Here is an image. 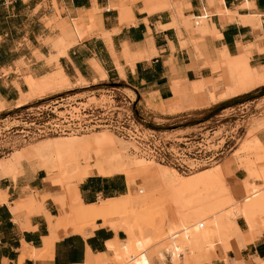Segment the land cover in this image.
<instances>
[{"label":"crops","instance_id":"1","mask_svg":"<svg viewBox=\"0 0 264 264\" xmlns=\"http://www.w3.org/2000/svg\"><path fill=\"white\" fill-rule=\"evenodd\" d=\"M167 1L169 8L147 12L140 0H0V100L4 106L17 103L27 87L22 77H40L58 65L69 82H85L76 87L81 90L118 84L128 92L138 116L154 119L211 106L233 109L250 92L198 106L192 86L203 82L205 94L213 93L214 85L222 86L221 71H214L221 54L243 57L247 68L264 70V0ZM80 16L94 18L91 30L81 31L82 38L54 63L57 49L51 42L62 36L58 25L68 23L73 33L72 20ZM125 50L133 60L122 56ZM260 140L264 144V137ZM21 168L14 180L0 174V195L5 196L0 201V264H89L91 257L110 258L108 246L126 239L122 230H113L99 219L82 234L51 231V218L59 213L50 198L42 202L50 224L43 212L13 208L15 201L28 199L31 193L54 195L56 189L44 181L42 170L32 171L24 164ZM198 176L215 183L218 174L205 170ZM243 177L232 171L227 178L236 197L243 194ZM78 191L88 205L124 195L129 186L121 174L91 173L78 184ZM166 219H171L170 213ZM256 225L251 231L245 218L236 216L226 248L215 241L210 250L179 255L177 264H264V227ZM50 235L52 246L42 251V240ZM151 261L175 264L165 250Z\"/></svg>","mask_w":264,"mask_h":264},{"label":"rangeland","instance_id":"2","mask_svg":"<svg viewBox=\"0 0 264 264\" xmlns=\"http://www.w3.org/2000/svg\"><path fill=\"white\" fill-rule=\"evenodd\" d=\"M61 22L62 24L58 25V29L62 33V36L56 42H51L54 44L55 49H57V54L54 56H58L62 47L69 48L76 41V39L72 40L65 37V28L67 27L70 31V26L64 21ZM83 26V28L78 30L79 32L90 31L93 22H86ZM49 42L47 41L46 44ZM47 62L50 64V61ZM56 70L40 77H22V81L25 82L26 86L28 85V80H32L34 83L37 82L36 84L40 81V84L46 85L47 87L42 92L30 98L27 105L15 108L17 103L14 102L11 105L4 106V109L0 111V165L7 164L10 167H16V169H13V176L10 177L12 180L16 178L17 174L21 173L22 168H17L18 164H21V167L22 164L28 165L32 171L40 169L38 158L40 157L41 145L48 142H64L76 144L73 148L75 150H85V144L91 145L92 147L88 148V152L94 155L92 158L93 161L101 156L105 157L107 154L120 153L128 166L132 162H136L140 168H144L146 165L151 167L160 165L167 171H176L180 175L181 182H186L192 178H199L198 174L205 170H209V172H220V181L213 184H209L208 182L203 184L204 192L210 193L215 188L224 185L226 191L232 194L237 201L246 198L248 183L252 182L257 185L258 189L264 187V178L259 177V173L264 171V144L260 140L261 137H264V87L243 96V99L237 101L239 102L236 104L237 106H231L234 107L233 109L222 110L217 109V106H211L207 109L188 110L173 115H163L154 119L147 116H137L142 121L144 127L159 131L162 137L173 141V144L180 149V159L183 161H189L193 157L206 155L208 153L207 150L222 145L224 146L225 142L229 144L227 135H229L230 123L234 122L232 124L238 127V139L235 140L234 145L230 149L224 150L216 161L200 163L199 167L190 171H184L170 164L147 162L144 160V157L132 154L128 150L129 143L118 138L105 127L87 132L47 135L36 134L34 131L36 125L41 122V119L36 116V108L44 109L47 106L48 109V107H55L54 112L62 116L68 110L87 108L90 104L91 106H99L105 100V92H103L105 89L111 86L120 88L118 84H111L110 82L105 83L104 86L98 85L86 90L76 88L85 84V82L81 81L69 82L68 80L65 83H50L48 77L50 78ZM3 73L5 72L3 71ZM47 75L49 76L47 77ZM42 77H46L45 80ZM24 90L28 91V86ZM123 93L128 96L127 91H123ZM95 139H97V143ZM29 153L32 154L34 159L27 158ZM229 158L232 159L230 164L227 162ZM84 164L85 162L81 160L80 166L83 167ZM66 165L59 170H53L51 177H49L50 179H54L53 186L56 189H54L53 194L58 197L63 196L69 186L77 185L78 189V174L76 175ZM42 171L43 175L45 177L47 175L48 177L47 172ZM232 171H237V173L241 172L244 175L243 180H241L243 188L241 197H236L232 193V188L227 182V178ZM121 175H123L126 184L129 179H138V176H136L134 170L131 168L129 174L124 172ZM255 181H260V184H256ZM162 187L152 182L149 185H142L139 182L129 187V191L134 193L133 202L125 211L117 212L112 218L117 219V221H122L125 225L132 228L130 250L128 252L116 253L114 256L112 253V257L109 259H106L104 256L102 260L93 258L91 259L92 261H96L98 264H139L141 252L148 248L154 250L151 257L154 255L158 258V253L161 250H165L160 246L164 242V236L169 225L175 223L177 219H186L188 214L190 215L191 213L190 207H192L195 201L192 199L196 198V196H192L189 199L187 207H190L188 209H186L185 198L194 193L201 192L199 188L188 187L180 190L175 186L171 190L167 185ZM162 189L163 191H161ZM129 191L124 195H130ZM30 195L33 194H29L28 197ZM103 201H97L98 203L95 205L101 206L103 205ZM25 211L27 213L39 212L35 209H27ZM41 211H44L42 203ZM57 212L59 213L58 207ZM167 213L171 214V219L169 220L166 219ZM257 214L253 213V218L255 219L254 224L256 225L258 223L263 228V218ZM51 220L52 224L50 229L51 231L56 230L55 227L53 228L55 217L51 218ZM92 225L89 224L88 226L90 227ZM85 229L83 228L73 232L82 234ZM61 230L68 233L63 228ZM230 235L232 236V227L230 229ZM50 238L53 239V236L50 235ZM127 241L128 237L126 235V239L119 244L126 243ZM133 257L135 258L132 259Z\"/></svg>","mask_w":264,"mask_h":264},{"label":"bare ground","instance_id":"3","mask_svg":"<svg viewBox=\"0 0 264 264\" xmlns=\"http://www.w3.org/2000/svg\"><path fill=\"white\" fill-rule=\"evenodd\" d=\"M141 1L144 4V11L147 12H154L162 8H169V2L167 0ZM85 20L88 23H92L94 18L88 16L84 19L80 16V18L72 20L73 33L69 30H65V37L72 40L81 39L82 34L78 30L84 27L83 25L86 23ZM197 25L198 24L196 23V26ZM66 49L67 48L62 47V49L58 53V56L64 55ZM58 56H53L52 60L54 61V63L56 62ZM122 56L124 58H127L128 60L134 59V57L128 55L126 50L122 53ZM246 65V60L243 57L234 59L228 57V55L226 54H221L220 58L217 60L214 66V71L222 72L221 78L223 79L222 83H220L222 86L214 85V92L209 94H207L206 92V95L204 92L205 87L203 82L194 83L192 87L196 95L195 98L197 101V105L206 106L210 102H216L218 100L225 99L228 96L239 94L241 95L244 93L246 94L260 86H264V70L249 69L246 67ZM94 68L97 69L96 71H98L102 77L105 76V73H103V71L98 66ZM118 71L120 75L123 76L122 69L120 67H118ZM48 76L49 75H47V77ZM45 78L43 79L45 80ZM48 79L50 80V83L53 84L65 83L68 81L67 76H65L58 65L57 70L52 74V76H50V78L48 77ZM36 83H34L32 80H28V91L21 93V98L17 102L16 108H20L21 106H25L26 104H28L30 98L42 92L43 89L47 87L46 85L40 84V81L38 82V84ZM3 107L4 103L0 100V111L4 109ZM95 141L97 143V139H95ZM75 146L76 144L74 143L64 142H48L40 146V157L38 158V163L40 170H44L48 174V177L46 175V177L44 178V181L47 182L48 186L54 188V179L49 178L51 177L53 170H59L61 167H64L67 164L66 166L69 167L71 171L75 172L76 175L78 174L77 182L79 184L87 175L91 173L97 174L102 177H107L113 174H122L124 172L129 174V170L131 168L134 170L136 176H138V179H129L127 181V185L129 187L132 184H136L139 182L142 185H149L152 182L163 187L167 185L171 190H173V187L175 186H177V188L180 190L188 187L201 189V192L194 193L185 198L186 209H188L190 207H187L189 199L192 196H196V198L192 199L195 201L192 207H190V215L188 214V217L186 219H177L175 223L169 225L164 236V242L160 246L167 251L170 257L175 261V264L178 263L179 255H183L185 257V255L189 256L194 252L210 250L213 248V244L215 243V241L219 242L224 248H226L228 239L231 237L230 229L236 216L241 215V217L245 218L251 231L256 228V225L254 224L255 219L253 218V213H258L259 215H261L264 222V187L258 189L257 185L253 184L252 182L247 184L246 198L237 201L232 196V194L226 191L224 185L215 188V190L210 193H205L203 184L207 182L209 184H212V181H203L200 178H193L187 180L186 182H181L180 175L176 173V171H167L160 165H156L155 167L146 165L144 168H140L136 162H132L130 166H128L124 162L120 153L107 154L105 157L101 156L100 158H97L95 161H93L92 158L94 155L88 152V148L92 147L91 145L85 144V150L87 151H85L84 149L75 150L73 149ZM27 158L32 159V154L29 153ZM230 158L227 159V162L229 164L232 162V159ZM81 160L85 162L83 167L80 166ZM144 160H146L147 162H156L151 159L144 158ZM14 168L16 169V167H10L7 164L0 165V173L3 177H11L13 176L12 174ZM17 168H21V164H18ZM219 173H217L218 177L214 180V182L220 181L221 176ZM259 177L264 178V171L259 173ZM66 190V193H64V195L61 197L49 194L47 193L48 191L41 194L35 193L33 195H30L28 199H22L17 202L15 201L13 203V208L20 211L35 209L39 212L44 213V211H41V203L44 199L50 198L59 210L58 216L55 217L53 228H63L68 233H70L73 231L81 230L83 228H87L89 224H94V221L96 219H99L101 220L103 225L108 226L113 230L120 229L128 237V241L126 243L119 244V242H114L108 246L110 252L113 253V256L116 253L128 252L130 250V237L132 235V228L125 225V223H123L122 221L113 219L112 216L119 211H125L128 206H130V204L134 200V193H131L129 191L130 195H121L115 198L107 199L103 201V205L96 206L95 204L87 205L82 202L79 197L77 185L69 186ZM161 191H163V189ZM4 197L1 196L0 201H2ZM44 216L47 218V222L49 223L50 217L48 213H44ZM52 242V238H44L42 240V251H46L51 248ZM31 250L32 253H35V249ZM153 251L154 250H151L150 248L144 249L140 254L139 264H152L151 255ZM188 256L186 258H188ZM23 258L24 255L21 254L19 263ZM105 258L109 259L108 256H105ZM134 258L135 257H133L132 259ZM212 258L214 257L212 256ZM88 261H90L89 264H98V262L96 261Z\"/></svg>","mask_w":264,"mask_h":264},{"label":"built area","instance_id":"4","mask_svg":"<svg viewBox=\"0 0 264 264\" xmlns=\"http://www.w3.org/2000/svg\"><path fill=\"white\" fill-rule=\"evenodd\" d=\"M103 92H105V100L99 106L90 104L87 108L68 110L62 116L54 112L55 107L36 108V116L41 119V122L36 125L35 133L38 135L66 134L105 127L118 138L127 141L128 150L132 154L174 165L184 171L193 170L199 167L200 163L216 161L223 151L230 149L238 139V127H235L232 122L227 135L229 144L225 142L224 146L207 150L206 155L183 161L180 159V149L173 144V141L162 137L161 132L142 125V121L137 118L138 115L132 108L133 100L119 87L111 86Z\"/></svg>","mask_w":264,"mask_h":264},{"label":"trees","instance_id":"5","mask_svg":"<svg viewBox=\"0 0 264 264\" xmlns=\"http://www.w3.org/2000/svg\"><path fill=\"white\" fill-rule=\"evenodd\" d=\"M257 90V89H256ZM255 91V90H254ZM253 92V91H252ZM251 93V92H250Z\"/></svg>","mask_w":264,"mask_h":264}]
</instances>
